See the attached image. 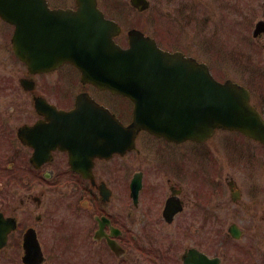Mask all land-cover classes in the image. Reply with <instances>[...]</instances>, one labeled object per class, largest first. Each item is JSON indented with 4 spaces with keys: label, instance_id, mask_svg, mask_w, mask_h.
<instances>
[{
    "label": "flooded vegetation",
    "instance_id": "obj_1",
    "mask_svg": "<svg viewBox=\"0 0 264 264\" xmlns=\"http://www.w3.org/2000/svg\"><path fill=\"white\" fill-rule=\"evenodd\" d=\"M217 3L225 6L223 0ZM179 5L162 13L161 46L197 56V27L183 10L191 3ZM70 6L75 7V1L66 5ZM211 7L215 13L214 4ZM224 17L225 13L221 23H214L220 19L207 14L202 27L215 33L225 25ZM9 36L10 28L6 31L0 21V206L17 217V232L24 234L29 227L35 228L45 246L47 232L56 230L58 223L64 225L70 200L88 196L99 213L95 215L107 216L122 230L120 238L126 234L122 238L126 243H132L133 232L142 239L146 233L144 243L149 253L152 244L155 246L159 264H185L188 251L194 252L190 257L194 264H205L197 251L218 264H264V144L225 129H217L202 142H174L143 134L150 137L142 136V145L125 157L95 159V183L105 180L111 189L104 203L106 199L91 188L89 179L87 186V179L71 171L67 151L54 149L51 160L46 159L49 119L39 111L48 109L47 102L69 110L75 106L77 94L85 90L92 93V86L78 82L73 68L65 65L33 77L7 44ZM33 78L34 89L30 87ZM63 86L77 87L74 95ZM38 95L47 100H35ZM33 140L40 143L39 148L32 146ZM32 154L43 162L40 166L32 163ZM135 162L138 168H134ZM139 171L142 187L135 204L132 186ZM68 176L73 179L72 186ZM119 200L122 203L117 205ZM168 202L175 210L168 212L170 220L165 215ZM155 234L159 245L149 239ZM14 242L20 250L22 239L15 237Z\"/></svg>",
    "mask_w": 264,
    "mask_h": 264
},
{
    "label": "water",
    "instance_id": "obj_2",
    "mask_svg": "<svg viewBox=\"0 0 264 264\" xmlns=\"http://www.w3.org/2000/svg\"><path fill=\"white\" fill-rule=\"evenodd\" d=\"M131 1L140 9L148 6L147 0ZM78 2L79 12L72 14L50 10L46 0H0L2 12L14 8L32 10L33 20L22 21L21 32H27L29 25L33 36L30 42L27 36L22 37L19 54L33 71L52 68L66 59H75L77 63L79 59L88 68L91 62L81 60L86 57L96 63L97 83L128 93L135 99V128L172 133V137L197 138L223 126L240 129L264 141V118L250 104L249 91L243 86L232 80L217 81L205 63L186 59L179 53L163 52L151 38L137 30L129 32L133 47L121 49L112 40L119 28L115 22L104 18L97 8V0ZM21 16L30 14L21 13ZM12 17L15 19L14 15ZM61 25L77 27L76 39L68 36H72L71 29H65L63 36L56 38ZM144 95L155 100L149 103L148 110L144 108ZM169 102L174 108L168 116ZM175 102L181 106L178 111ZM79 111L76 109L74 113ZM12 222L0 212V247L14 227Z\"/></svg>",
    "mask_w": 264,
    "mask_h": 264
},
{
    "label": "rangeland",
    "instance_id": "obj_3",
    "mask_svg": "<svg viewBox=\"0 0 264 264\" xmlns=\"http://www.w3.org/2000/svg\"><path fill=\"white\" fill-rule=\"evenodd\" d=\"M99 1L110 17L115 18L121 23L125 31L132 26H136L144 30L146 29V31L157 36L162 32V26L156 19V22L154 19H147L148 16L157 13V11L161 13L168 10L174 11L180 2V0H151L154 8L150 13V11H137L130 5L129 0ZM191 1L195 3L202 2L204 4L202 10H206V14L220 19V21L214 23H221V18L223 17V13H225L224 19L229 20V25L236 26L239 24L241 32L248 31L245 36L247 39L246 56L237 58L229 55V50L235 48V41L230 39V37L228 38L229 27L227 28V33L219 31L215 35L213 32L205 30L199 24L196 40H198L201 51L198 52V55L212 65L213 73L220 79L233 78L248 86L254 92V100H257L259 104H263L264 108V36L260 41L253 39L252 36L256 21L264 18V0H223L224 7L217 3L221 2V0ZM211 4L215 6V13L212 10ZM206 17L205 14L201 15V19L204 21ZM206 36L208 41H206ZM245 37L242 36L243 39ZM213 45L220 48L217 52L218 55L214 53L212 49ZM226 45H229V50L224 48ZM115 99L122 100L119 96H116ZM154 160V164L158 165V158L154 157ZM134 165V168L139 166L137 164ZM121 203L122 201L119 200L116 204ZM77 212L75 213L70 209L64 217L65 224L62 226V224L58 223L57 229L59 228L60 234L57 238L53 237V234H55L54 230L49 235L47 234L48 243H46V246H49L48 252L51 255H49V260L45 264H129L126 261H113L110 258L112 255L104 243L98 244L92 240L93 230L88 233L85 232L86 227L94 225L92 223L93 212L86 211L83 214ZM59 215L61 214L59 213ZM134 234L137 235L135 232ZM145 236L146 233H143L144 240ZM149 239L151 243L159 245V239L156 234L153 238ZM53 242H57L58 245L55 244L54 246ZM136 242L137 244H132L133 257L130 260V264H158L155 259L147 258L148 249L139 237ZM154 248L155 246L152 244L151 250L153 253ZM16 252L13 246L0 251V264H22Z\"/></svg>",
    "mask_w": 264,
    "mask_h": 264
}]
</instances>
